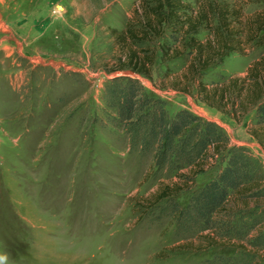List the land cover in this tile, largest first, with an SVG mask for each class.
Segmentation results:
<instances>
[{
  "label": "rangeland",
  "instance_id": "obj_1",
  "mask_svg": "<svg viewBox=\"0 0 264 264\" xmlns=\"http://www.w3.org/2000/svg\"><path fill=\"white\" fill-rule=\"evenodd\" d=\"M188 1L195 8L201 0ZM216 1L239 6L245 17L264 12V0ZM138 2L0 0V264H203L220 256L264 264V252L245 244L221 248L208 246L205 232L176 234L174 217L163 213L167 200L145 205L177 177L156 173L115 125L105 94L115 77L138 79L141 93L162 101L170 117L186 110L214 122L260 163L264 146L250 136L254 109L222 113L202 102L196 83L180 81L188 54L165 64L156 50L151 79L117 70L123 52L111 31L124 30ZM263 53L253 44L231 53L199 82L210 89L243 78ZM214 171L197 176V186ZM188 197L175 201L183 207ZM261 221L264 228V215Z\"/></svg>",
  "mask_w": 264,
  "mask_h": 264
},
{
  "label": "trees",
  "instance_id": "obj_2",
  "mask_svg": "<svg viewBox=\"0 0 264 264\" xmlns=\"http://www.w3.org/2000/svg\"><path fill=\"white\" fill-rule=\"evenodd\" d=\"M195 5L188 0H139L124 30L111 31L123 52L117 70L151 79L156 50L165 64L188 54L180 81L196 83L202 102L222 113L244 115L254 109L256 125L250 136L264 146V53L243 78L233 77L210 89L199 82L204 71L229 54H242L252 44L264 47V12L245 17L239 6L216 0ZM202 31L207 36L199 40ZM178 83L173 82L172 88L178 89ZM141 91L138 79L129 76L115 77L105 88L107 105L115 114L112 120L126 130L132 149L149 156L156 173L173 171L177 177L146 201L147 209L167 200L170 207H163V213L174 217L176 234L205 232L201 239L208 246L222 248L234 242L236 248L245 250V244L264 252L262 163L245 147L231 145L214 122L186 110L170 117L162 101L153 102ZM208 168L215 170L212 178L197 186L196 177ZM186 193V205L180 207L175 195ZM229 260L220 256L203 264H229ZM248 260L240 258L243 264Z\"/></svg>",
  "mask_w": 264,
  "mask_h": 264
},
{
  "label": "water",
  "instance_id": "obj_3",
  "mask_svg": "<svg viewBox=\"0 0 264 264\" xmlns=\"http://www.w3.org/2000/svg\"><path fill=\"white\" fill-rule=\"evenodd\" d=\"M123 74H125V75H129L130 73H129V72H124Z\"/></svg>",
  "mask_w": 264,
  "mask_h": 264
},
{
  "label": "built area",
  "instance_id": "obj_4",
  "mask_svg": "<svg viewBox=\"0 0 264 264\" xmlns=\"http://www.w3.org/2000/svg\"><path fill=\"white\" fill-rule=\"evenodd\" d=\"M262 166H263V169H264V161H262Z\"/></svg>",
  "mask_w": 264,
  "mask_h": 264
}]
</instances>
